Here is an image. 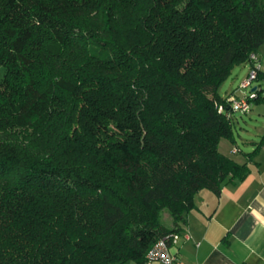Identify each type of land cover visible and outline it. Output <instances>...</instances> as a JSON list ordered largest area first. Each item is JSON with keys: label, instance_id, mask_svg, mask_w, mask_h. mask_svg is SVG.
Masks as SVG:
<instances>
[{"label": "trees", "instance_id": "16d2710c", "mask_svg": "<svg viewBox=\"0 0 264 264\" xmlns=\"http://www.w3.org/2000/svg\"><path fill=\"white\" fill-rule=\"evenodd\" d=\"M262 44L264 0H0V264H145L249 171L220 87Z\"/></svg>", "mask_w": 264, "mask_h": 264}, {"label": "crops", "instance_id": "0c3cea01", "mask_svg": "<svg viewBox=\"0 0 264 264\" xmlns=\"http://www.w3.org/2000/svg\"><path fill=\"white\" fill-rule=\"evenodd\" d=\"M255 54L260 63L259 71L264 74V44ZM248 65V63L239 65L244 67L243 72L235 77L233 75L229 80L221 94L224 98L234 91L247 74ZM254 86L258 87L260 96L264 97V84ZM258 101H264V98L254 99L247 114L251 113L254 107H261V104H256ZM235 122L240 123L237 119ZM258 131L257 133L261 132L264 135V125H259ZM262 135L259 145L260 140L257 142L252 138H244L246 151L238 147L235 138L233 142L227 138L220 139L217 146L219 151L240 163L247 161V153L256 148V145L259 148L253 160L247 161L249 171L243 179L222 186L218 193L209 189H199L194 195L195 207L186 214V221L180 227L179 232L182 236L176 245L171 246V250L176 255V264H264V138H262L264 136ZM171 225L172 220L165 226L171 227ZM184 235H188V238ZM150 264L163 263L153 261Z\"/></svg>", "mask_w": 264, "mask_h": 264}, {"label": "built area", "instance_id": "2783aa9c", "mask_svg": "<svg viewBox=\"0 0 264 264\" xmlns=\"http://www.w3.org/2000/svg\"><path fill=\"white\" fill-rule=\"evenodd\" d=\"M247 63L249 64L247 74L240 80L234 91L228 93L225 98L226 102L229 104L231 113H248L251 109L250 105L252 101L258 95V93H256L257 86L256 89L252 90V84L257 79V72L260 66L255 52H249ZM217 108L223 110L222 105H219ZM181 236L180 232H171L154 241V244L149 248L146 255H144L146 257L145 264H150V262L153 261H160L163 264H176V255L171 250V246L176 245ZM185 238H188V235H186Z\"/></svg>", "mask_w": 264, "mask_h": 264}, {"label": "rangeland", "instance_id": "374dc122", "mask_svg": "<svg viewBox=\"0 0 264 264\" xmlns=\"http://www.w3.org/2000/svg\"><path fill=\"white\" fill-rule=\"evenodd\" d=\"M243 66L234 67L235 68V70L233 72L234 77L237 74L238 75L242 74L243 69H244ZM4 72H5V68L2 65H0V81L3 78L2 75H4ZM229 80L230 79L225 80V82L221 85V87H220L221 94L226 89V86H227ZM261 83L264 84V80L259 79V80L254 81L252 85L254 86L255 84H261ZM248 90H250V89H248ZM258 102L256 104H261L260 105L261 107H257V108L254 107V109L249 114H247V113L241 114L239 112H236L233 114L234 121L237 119V120H239L240 123L239 124H237V122L234 123L232 134H234V138L238 144V147H240L243 151H246V147H245L246 142L243 140L244 138H252V139L256 140L257 142L261 139L262 133L261 132L257 133V131H258L259 125H261V124L264 125V111H262V110H264V101H258ZM256 134H258V135H256ZM168 214L169 213L167 210H163L161 212V214L159 215L161 218V222L164 225H168L171 221V217Z\"/></svg>", "mask_w": 264, "mask_h": 264}, {"label": "water", "instance_id": "95a60500", "mask_svg": "<svg viewBox=\"0 0 264 264\" xmlns=\"http://www.w3.org/2000/svg\"><path fill=\"white\" fill-rule=\"evenodd\" d=\"M254 89H256V86H253V87H252V90H254Z\"/></svg>", "mask_w": 264, "mask_h": 264}]
</instances>
